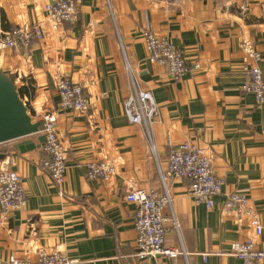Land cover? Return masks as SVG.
Wrapping results in <instances>:
<instances>
[{
	"label": "crops",
	"instance_id": "0c3cea01",
	"mask_svg": "<svg viewBox=\"0 0 264 264\" xmlns=\"http://www.w3.org/2000/svg\"><path fill=\"white\" fill-rule=\"evenodd\" d=\"M53 1L0 0V36L20 26L42 30L43 39L28 50H0V70L33 122L56 113L67 165L57 188L42 168L40 134L0 145V167L19 179L25 194L22 210L0 218V264L33 261L40 252H59L73 264H242L211 254L247 240L263 248L264 103L255 105L243 86L247 68L264 73V0H80L75 21L58 26L44 11ZM147 30L183 52L189 73L175 81L167 66L147 60ZM246 45L258 62L247 58ZM60 78L84 86L83 113L58 111ZM133 88L149 91L157 105L148 135L124 115ZM23 141L31 143L19 150ZM168 142L204 150L222 194L206 209L187 195L188 180L167 178L164 245L182 254L143 262L135 257L136 205L125 196L162 193ZM103 161L114 175L87 180L86 164ZM232 190L247 196L261 237L247 217L221 212ZM204 254L210 255L204 260Z\"/></svg>",
	"mask_w": 264,
	"mask_h": 264
},
{
	"label": "built area",
	"instance_id": "2783aa9c",
	"mask_svg": "<svg viewBox=\"0 0 264 264\" xmlns=\"http://www.w3.org/2000/svg\"><path fill=\"white\" fill-rule=\"evenodd\" d=\"M80 0H54L44 7V11L55 26L72 23L77 18ZM43 39L38 26H20L0 36V50H28L35 41ZM147 60L168 68L170 77L178 81L189 73L183 52L168 40L154 35L150 31L143 33ZM247 58L259 61V55L249 46H245ZM198 68L194 64L192 70ZM248 82L243 89L254 97L255 105L264 103V73L253 65L247 68ZM59 97L58 111L83 113L88 105L83 85L75 84L68 78H60L56 85ZM123 111L130 124L140 126L148 135L152 122L157 116L156 102L149 91L133 88L123 102ZM56 113L45 112L39 122V131L43 139L42 150L46 158L42 168L50 182L59 188L65 178L67 169L65 150L56 133ZM167 173L160 174L162 193L155 191L132 190L125 200L136 205L134 230L136 233L135 257L139 261L155 258L174 260L182 253L164 245L165 223L164 209L170 206L166 189L167 178H178L189 181L187 195L194 204L203 205L206 209L214 207V199L222 194L223 182L212 172L210 159L205 151L190 144L174 145L167 143ZM114 175V167L108 162H90L85 166V177L90 181L106 182ZM25 205V194L17 177L5 167H0V218L5 221L10 214L22 210ZM221 212L234 213L248 218V225L255 237L263 235L255 210L249 205L246 195L234 190L224 194ZM175 225V221L172 218ZM210 254H204V260ZM215 257H233L242 264H264V246L257 248L253 241L234 242L227 252L211 254ZM17 264H73L72 260L59 252H40L33 261L23 260Z\"/></svg>",
	"mask_w": 264,
	"mask_h": 264
},
{
	"label": "water",
	"instance_id": "95a60500",
	"mask_svg": "<svg viewBox=\"0 0 264 264\" xmlns=\"http://www.w3.org/2000/svg\"><path fill=\"white\" fill-rule=\"evenodd\" d=\"M38 131L39 123L32 121L17 87L0 70V145L37 135ZM38 141L43 144V137L40 136ZM30 143L23 141L17 148L23 150V147Z\"/></svg>",
	"mask_w": 264,
	"mask_h": 264
}]
</instances>
